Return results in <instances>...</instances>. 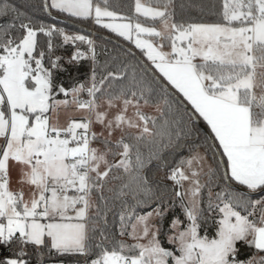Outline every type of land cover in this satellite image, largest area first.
Wrapping results in <instances>:
<instances>
[{
    "label": "snow or ice",
    "instance_id": "obj_1",
    "mask_svg": "<svg viewBox=\"0 0 264 264\" xmlns=\"http://www.w3.org/2000/svg\"><path fill=\"white\" fill-rule=\"evenodd\" d=\"M103 3L104 7L98 0H43V7L93 18L96 24L103 18L124 21L103 27L133 41L194 112H188L147 65L123 62L122 70L98 77L94 42L86 36L31 21L18 28L14 22L0 25V245L12 251L0 264H28L26 245L80 255L85 264H170L169 258L171 264H264V256L239 258L237 247L243 242L264 252V198L253 200L250 195L264 191V0H222L217 21L189 23L173 20L172 0L162 7L135 0L139 16L153 21L163 17L162 30L118 15L107 7L108 0ZM16 11L0 3V16ZM13 29L19 34L11 35ZM38 33L49 37L47 53ZM53 35L63 37L65 44L80 41L89 46L88 80L70 89L57 83L54 70L64 69L59 63L63 57L52 59ZM143 35L158 39H142ZM88 53L77 46L66 62L79 65ZM57 93L71 100H57ZM84 93L86 100L81 99ZM70 105L83 115L61 125L59 109ZM145 108L172 119L154 130L157 117ZM199 117L210 134L194 142L196 150L167 174L175 192L168 202L145 169L154 160L159 161L157 167L163 166V153L191 138ZM94 124L101 126L99 132ZM93 141H100L103 150L92 147ZM217 142L222 152L213 151ZM142 148L148 149L147 155ZM13 171L18 190L11 188ZM112 181L119 183L108 187ZM25 185L30 189L27 199ZM236 186L248 191H237ZM70 190L75 194L68 195ZM105 191L112 196H105ZM177 199L188 223L181 230L183 222L173 216L165 231V217ZM111 200L120 201L123 209L119 235L134 243L118 240L108 230ZM137 207L151 211L136 214ZM209 217L217 226L212 239L198 231ZM162 237L176 245L179 255L162 246Z\"/></svg>",
    "mask_w": 264,
    "mask_h": 264
},
{
    "label": "trees",
    "instance_id": "obj_2",
    "mask_svg": "<svg viewBox=\"0 0 264 264\" xmlns=\"http://www.w3.org/2000/svg\"><path fill=\"white\" fill-rule=\"evenodd\" d=\"M102 5L105 6L103 0H98ZM150 4L161 5L166 2V0H146ZM8 3L12 7H14L17 11L15 13H11L7 16H0V25H6L10 22H14L17 25V28L21 22L28 23L31 21L34 25L44 24V25H53L56 28H62L66 31L70 32H78L82 35H90L88 32L73 26L71 24L56 20L52 18L43 7V0H0V3ZM107 7L112 11L118 13V15L130 17L132 21L140 19V17L135 13V0H108ZM54 14H57L61 17L67 18L71 21H74L82 26H85L90 29H94L97 32H100L104 35H108L113 39H117L132 49H134L140 57H142L150 67L162 78L164 82L163 76L154 69V66L147 60L143 52L137 48H135L130 42L122 39L121 37L111 33L109 30L100 27L93 23L91 18L82 19V18H74L72 16H68L62 14L60 12L51 9ZM169 11L173 12V20L177 23L184 22H213L219 19V13L222 11V0H172V4L169 7ZM216 13V15H213ZM146 21V20H144ZM16 29L11 30V35H18ZM38 42L40 47L47 53V41L49 37L44 36L42 33H38ZM53 49L51 52L52 59L57 56H65L70 55L75 50V45L72 43L65 44L63 41V37L59 35H53L51 37ZM96 41V60L98 61L97 65V73L98 77L100 75H105L107 71H120L122 70L123 62H132L142 64L137 60L134 55H128L126 53H130L125 50L120 45L114 43L113 41L104 38L103 36H95ZM169 48V47H166ZM107 53V54H106ZM113 56H117V60H112ZM45 66H49L47 55L45 57ZM64 67L63 71L55 70V78L58 84H62L65 88H71L74 84L84 82L88 80L91 75V67L92 61L85 60L79 63V65H67L65 63H61ZM119 83V81H117ZM172 90H174L190 107L191 105L183 98V96L176 91L171 85H168ZM192 108V107H191ZM194 111V109H193ZM198 116V114H196ZM202 123L208 128L207 124L204 120L199 117ZM171 120L172 117L167 113L161 116L160 114L157 116V126L154 130H159L160 126L163 125L164 120ZM151 127V124H150ZM194 130H198L194 132V135L187 139L180 141V147L178 148H170L163 153L164 165L161 167H157L159 161H152V163L145 169L146 175L150 180L156 182L159 185V190L165 197L168 202H171V199L174 197L175 192L173 190V182L166 178L167 174L170 173L171 169L176 167L181 159L189 157L192 152L196 149L194 148V142L199 143L200 139H202L205 135H207L203 129L196 123L193 122ZM210 131V129L208 128ZM199 137V139H198ZM101 147L103 148V144L100 141H97ZM218 143V142H217ZM190 146L191 150H190ZM202 149V148H201ZM203 150V149H202ZM222 152V149H220ZM142 151L147 155V148H142ZM215 151V149H213ZM208 157L212 162V153H208ZM111 160L112 157L109 156ZM226 159V158H224ZM216 160L219 161L218 156ZM118 181H112L108 185L111 187L113 184H118ZM244 187V186H242ZM246 188V187H244ZM179 190V188H176ZM237 190V189H236ZM215 191H219V188H216ZM239 191V190H237ZM105 196H112V193L105 191ZM264 193L252 195L251 198L255 199L259 196H263ZM97 194L93 193V199H96ZM206 196V194H205ZM129 203H131V198L129 197ZM111 210L107 214V222H108V230L115 234L116 239H123L126 243L131 244L125 238L119 235V213L123 210L121 202L118 200H111L110 202ZM177 206L173 208L168 215L165 217L164 221V230L167 231L169 228V222L173 216L179 217V219L183 222L181 228L183 229L188 221L181 211L179 207V200L176 201ZM154 206V205H153ZM94 212L95 209L90 210ZM148 211H151L150 207H137L135 208L136 214H144ZM244 214V213H242ZM208 215V213H205ZM218 215L216 216V219ZM134 221V220H133ZM132 221V222H133ZM130 229V227H129ZM128 229V230H129ZM217 226L209 217L207 222H202L201 227L199 229L200 235H207L209 238H214L216 234ZM171 234V233H169ZM162 246L165 248H170V244L167 242L166 237H162ZM15 250L19 251L20 246L15 245ZM237 247L241 249L240 257L241 259L250 258L251 256H264V252H258L254 247H248L243 242H238ZM25 251L28 255L25 259L28 261V264H47V263H61V264H85V257L80 255H59L56 254L55 250H52L49 253L48 248L44 246L26 245L24 246ZM12 256V251L0 245V259H5ZM94 258L93 256L88 257V259Z\"/></svg>",
    "mask_w": 264,
    "mask_h": 264
},
{
    "label": "rangeland",
    "instance_id": "obj_3",
    "mask_svg": "<svg viewBox=\"0 0 264 264\" xmlns=\"http://www.w3.org/2000/svg\"><path fill=\"white\" fill-rule=\"evenodd\" d=\"M99 2V1H98ZM49 3H50V0H49ZM141 3L142 4H144L145 6H147V7H162L161 5H154V4H150V3H148L146 0H141ZM101 4V3H100ZM101 7H104V5H102L101 4ZM55 11H57V12H59L58 10H56V9H54ZM109 10H111V9H109ZM112 11V10H111ZM61 13V12H60ZM62 14H65V15H68V16H70L68 13H62ZM138 15V14H137ZM139 16V15H138ZM140 17V21L141 22H143L144 24H145V26H155L156 28H157V30H162L161 29V24H160V21L161 20H163V17H157L154 21L152 20V19H150V18H144L143 16H139ZM74 18H78V17H74ZM92 19V21H93V23L94 24H96L95 22H94V19L93 18H91ZM144 20H146V21H144ZM136 20H134L133 22H135ZM108 22H116V23H119V22H124V21H119V20H117V21H110L108 18H103V20H102V23L101 24H96V25H98V26H100V27H103V23H108ZM104 28V27H103ZM105 29H107V28H105ZM107 30H109L111 33H113V34H115V35H117V36H119L118 34H116V33H114V32H112L110 29H107ZM65 32H66V34H68V35H80L78 32H70V31H66L65 30ZM119 37H121V36H119ZM164 37H167V33L165 32L164 33ZM122 39H124V40H126L124 37H121ZM142 39H150V40H153V41H156L158 38H155V37H149V36H147V35H143L142 37H141ZM133 39H135V37L133 38ZM126 41H128V42H130L135 48H136V46H135V43L133 42V41H129V40H126ZM69 43H71V42H69ZM77 44L75 45V49L77 50V46H79L78 45V43L79 42H76ZM80 47V46H79ZM138 49V48H137ZM139 50H141V49H139ZM164 51H166L165 50V48H164ZM146 57V56H145ZM147 58V57H146ZM150 62V61H149ZM47 67V66H46ZM64 68V67H63ZM55 71V70H54ZM176 90V89H175ZM177 91V90H176ZM83 95V94H82ZM82 95H81V97H82ZM182 95V94H181ZM69 99V100H71V96L69 95L68 97H65L62 93H60V94H58V95H56V99L57 100H64V99ZM144 111L149 115V116H155V117H157L158 115H159V113H156L155 112V110L153 109V108H145L144 109ZM129 114H131V110H130V113ZM49 115H53V119L55 120L56 119V116L54 115V114H52V113H49ZM83 115V113L82 112H78V111H76V109H75V106H72V105H70L69 107H67V108H63V107H61L60 109H59V116H58V120H59V123L61 124V125H66L67 123H68V121H69V119L70 118H75V119H79L81 116ZM202 118V117H201ZM203 119V118H202ZM205 122V121H204ZM206 123V122H205ZM207 124V123H206ZM94 126V129L93 130H95L96 132H99L100 130H101V126L99 125V124H94L93 125ZM149 127H150V125H149ZM116 138H118V134H116V136H114L113 137V139H116ZM95 142V143H94ZM92 147H96V148H98V149H101V150H103V148L101 147V145L97 142V141H93V143H92V145H91ZM201 153H203V150L202 149H200L199 150ZM109 158V157H108ZM118 159V158H117ZM208 162L209 163H211L210 162V159L208 158ZM11 188L13 189V190H18L19 188H20V184L19 183H17V175H16V172L15 171H13V173H12V182H11ZM24 192H25V198L27 199V194L30 192V189H29V187L27 186V185H25L24 186ZM261 193H264V192H261ZM261 193H259V194H261ZM73 194H75V192H74V190H70L69 192H68V195H73ZM257 195V194H256ZM261 198H264V195L263 196H259V197H257V198H255V199H261ZM255 199H253V200H255ZM69 214L70 215H74V213L70 210V212H69ZM42 223H45V222H47V221H41ZM135 242V241H134ZM133 242V243H134ZM142 243H146V240H144V241H141ZM50 243V242H49ZM40 247V246H39ZM169 250H172V251H174V254L176 253V251H175V249H176V245H174V244H170V248H168ZM261 256H256V258H257V260H259V258H260ZM47 264H61V263H47Z\"/></svg>",
    "mask_w": 264,
    "mask_h": 264
},
{
    "label": "water",
    "instance_id": "obj_4",
    "mask_svg": "<svg viewBox=\"0 0 264 264\" xmlns=\"http://www.w3.org/2000/svg\"><path fill=\"white\" fill-rule=\"evenodd\" d=\"M45 10H46V12L52 17V18H54V19H56V20H59V21H62V22H65V23H68V24H71V25H73V26H76V27H78V28H80V29H82V30H84V31H86V32H88L89 34H93L94 36H103L104 38H106V39H109V40H111V41H113L114 43H116V44H118V45H120L121 47H123L125 50H127L128 52H130L131 54H134V56L137 58V60L142 64V65H147L150 69H152L151 67H150V65L142 58V57H140L139 55H138V53L134 50V49H132L131 47H129L128 45H126L125 43H123V42H121V41H119V40H117V39H113V38H111L110 36H108V35H104V34H102V33H100V32H97V31H95V30H93V29H90V28H87V27H85V26H82V25H80V24H78V23H76V22H74V21H71V20H69V19H67V18H64V17H61V16H59V15H57V14H54L52 11H51V9L50 8H48V9H46L45 8ZM152 71L155 73V76L156 77H158L159 78V80L161 81V82H163L164 84H166L167 85V87H168V90L174 95V96H176L177 98H179L182 102H183V104H184V106H185V108L187 109V111L188 112H194L193 111V109L174 91V90H172L169 86H168V84L166 83V82H164L163 80H162V78L152 69ZM58 94H60V93H57L56 95H58ZM198 117V116H197ZM194 122H196L202 129H203V131L208 135V134H210V131L208 130V128L202 123V121L200 120V118H198V119H195L194 120ZM215 149V151H217V152H221V150L218 148V143H217V148H214ZM218 156V158H219V160H220V156L219 155H217ZM236 189L237 190H239V191H244V192H247L248 190L246 189V188H244V187H242V186H236ZM261 192H264V191H260V190H258L257 192H255V193H251L250 195L252 196V195H256V194H259V193H261Z\"/></svg>",
    "mask_w": 264,
    "mask_h": 264
},
{
    "label": "built area",
    "instance_id": "obj_5",
    "mask_svg": "<svg viewBox=\"0 0 264 264\" xmlns=\"http://www.w3.org/2000/svg\"><path fill=\"white\" fill-rule=\"evenodd\" d=\"M94 30V29H93ZM80 35H82V34H80ZM83 36H86L88 39H90V40H92L93 42H94V47H95V52H96V41H95V36L93 35V34H90V35H83ZM76 42H79L78 43V45L80 46L79 47V50L80 51H83V52H85V53H88V49H89V46L86 44V43H81L80 41H76ZM72 43L73 45H76L77 43ZM76 51V49L70 54V55H63V56H60V57H63V59L59 62V63H65V64H67V65H73V64H69V63H67L66 61H67V59L74 53ZM56 58V57H55ZM54 58V59H55ZM85 60H90V61H92L91 60V54L90 53H88V58H86V59H83V60H81L80 62H82V61H85ZM81 99H88V96H87V94L86 93H84L83 95H82V97H81ZM93 143V142H92Z\"/></svg>",
    "mask_w": 264,
    "mask_h": 264
},
{
    "label": "crops",
    "instance_id": "obj_6",
    "mask_svg": "<svg viewBox=\"0 0 264 264\" xmlns=\"http://www.w3.org/2000/svg\"><path fill=\"white\" fill-rule=\"evenodd\" d=\"M165 50L166 51H170V48H166L165 47ZM151 63V62H150ZM93 129H94V126H93ZM95 131V130H94ZM95 143V142H94ZM209 158V157H208ZM210 162H211V160H210ZM212 163V162H211ZM184 186L185 187H187L188 185H187V182H185V184H184ZM220 217L218 216V218H217V220L219 219ZM133 223H134V221H133ZM181 230H183L182 228H181ZM129 231H131V228L129 229ZM199 231V230H198ZM200 234V233H199ZM201 236H205V235H201ZM123 238H125L127 241H129L130 243H133L134 241L132 240V239H130L129 237H127V236H124ZM209 238V237H208ZM215 238V237H214ZM209 239H212V238H209ZM176 255H179V253L178 252H176L175 253ZM169 260H170V264H171V258H169Z\"/></svg>",
    "mask_w": 264,
    "mask_h": 264
}]
</instances>
